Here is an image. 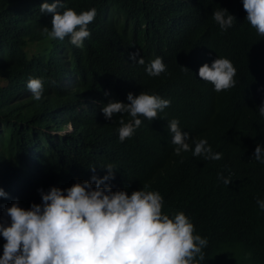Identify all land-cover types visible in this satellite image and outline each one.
I'll return each mask as SVG.
<instances>
[{
	"label": "trees",
	"instance_id": "16d2710c",
	"mask_svg": "<svg viewBox=\"0 0 264 264\" xmlns=\"http://www.w3.org/2000/svg\"><path fill=\"white\" fill-rule=\"evenodd\" d=\"M44 2L0 0V188L8 194L0 197V211L6 224L11 219L4 210L15 201L28 209L42 203L40 189L66 190L75 178L105 176L102 167L112 164L121 186L161 191L162 214L193 218L194 234L208 240L200 264H264V210L257 204L264 200V163L253 156L254 144L264 146L258 111L264 105V36L247 21L243 0H62L61 13L97 10L82 47L43 32L51 31L53 19L40 12ZM219 9L235 17L226 31L213 19ZM137 50L144 64L130 59ZM156 57L167 70L149 76L146 68ZM219 57L233 62L236 84L216 92L199 69ZM115 71L171 101L153 120L139 117L140 127L123 142L119 121L131 116L109 120L103 107L88 104L92 97L129 102L126 87L110 90ZM30 78L43 80L39 101L27 89ZM67 78L71 90L62 87ZM172 119L193 140L207 139L222 158H176L164 144L172 140ZM68 123L72 129L61 132ZM5 243L0 235L2 250Z\"/></svg>",
	"mask_w": 264,
	"mask_h": 264
},
{
	"label": "clouds",
	"instance_id": "9594fccd",
	"mask_svg": "<svg viewBox=\"0 0 264 264\" xmlns=\"http://www.w3.org/2000/svg\"><path fill=\"white\" fill-rule=\"evenodd\" d=\"M63 7L62 0L52 3L45 0L40 6L41 13L53 14L51 31L44 27L43 32L52 39L70 37L72 44L82 47L91 35L88 26L94 21L97 10L92 8L77 13L66 8L62 13L58 11ZM243 7L247 21L260 36H264V0H243ZM228 13L227 9L213 12L214 21L224 31L232 27L235 20ZM137 57H140L138 63L144 64L139 50L130 54L132 60ZM166 70L161 57H156L146 68L149 76H159ZM236 72L230 59L219 57L210 66L207 63L201 66L199 77L213 84L216 92H221L235 86ZM113 74L110 90L114 91L118 85L126 87L122 93L129 102L110 98L105 104L104 99L92 97L88 104L103 107L102 112L109 120L114 114L131 116L127 123L126 118L119 121V140L123 142L140 127V118L153 120L170 106L171 101L143 92L136 80H123L116 71ZM195 76L199 80L197 74ZM72 81L71 78L63 81L64 90L72 89ZM27 89L36 101L41 100L44 93L42 78H30ZM258 111L264 117V105L259 106ZM68 125L61 132L70 131L72 127L70 123ZM168 130L172 140L166 138L164 144L172 148L176 158L183 163L194 160V156H204L206 160L222 158L221 153H213L207 139L193 140L188 129L181 130L178 119L168 122ZM253 148H256L254 162L264 163V146L256 143ZM95 168L91 167L93 172ZM102 168L107 170L105 176L75 178L66 190L52 187L44 192L40 189L42 203H34L28 209L15 201L4 210L11 219L10 224H6L0 211V235L6 241L4 250L0 248V264H200L204 260L202 249L208 240L194 234L193 218L190 220L184 212L171 218L162 214L164 195L161 191H133L132 187L121 186L120 178L113 180L112 164ZM219 178L224 184L231 183L222 174ZM147 187L144 185V189ZM7 195L0 188V197ZM257 204L264 210V200L257 199Z\"/></svg>",
	"mask_w": 264,
	"mask_h": 264
},
{
	"label": "rangeland",
	"instance_id": "374dc122",
	"mask_svg": "<svg viewBox=\"0 0 264 264\" xmlns=\"http://www.w3.org/2000/svg\"><path fill=\"white\" fill-rule=\"evenodd\" d=\"M68 127H70V125H68Z\"/></svg>",
	"mask_w": 264,
	"mask_h": 264
}]
</instances>
